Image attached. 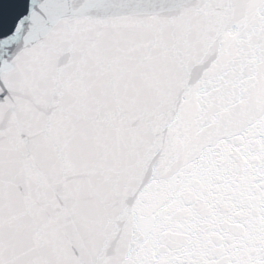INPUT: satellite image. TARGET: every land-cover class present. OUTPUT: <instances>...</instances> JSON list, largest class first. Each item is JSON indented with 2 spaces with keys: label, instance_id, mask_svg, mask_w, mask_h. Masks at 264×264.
<instances>
[{
  "label": "snow or ice",
  "instance_id": "1",
  "mask_svg": "<svg viewBox=\"0 0 264 264\" xmlns=\"http://www.w3.org/2000/svg\"><path fill=\"white\" fill-rule=\"evenodd\" d=\"M0 264H264V0H0Z\"/></svg>",
  "mask_w": 264,
  "mask_h": 264
}]
</instances>
